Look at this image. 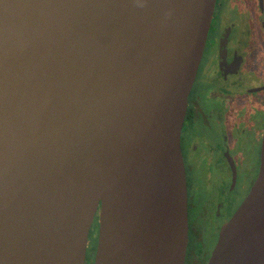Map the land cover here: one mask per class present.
Masks as SVG:
<instances>
[{
	"label": "water",
	"instance_id": "1",
	"mask_svg": "<svg viewBox=\"0 0 264 264\" xmlns=\"http://www.w3.org/2000/svg\"><path fill=\"white\" fill-rule=\"evenodd\" d=\"M217 0H0V264H185L181 135ZM208 264H264V140Z\"/></svg>",
	"mask_w": 264,
	"mask_h": 264
},
{
	"label": "flooded vegetation",
	"instance_id": "2",
	"mask_svg": "<svg viewBox=\"0 0 264 264\" xmlns=\"http://www.w3.org/2000/svg\"><path fill=\"white\" fill-rule=\"evenodd\" d=\"M263 140L264 0H217L181 135L189 215L185 264L209 263L223 226L257 179ZM95 251L88 248L86 264Z\"/></svg>",
	"mask_w": 264,
	"mask_h": 264
},
{
	"label": "rangeland",
	"instance_id": "3",
	"mask_svg": "<svg viewBox=\"0 0 264 264\" xmlns=\"http://www.w3.org/2000/svg\"><path fill=\"white\" fill-rule=\"evenodd\" d=\"M251 139H252V134H251ZM251 154L253 156H255V148H254L252 143H251ZM251 176H252V169H251ZM91 231L92 232H94V231L97 232V234H95V236H93V235L90 236L89 244H88L89 251H94V250H96L97 243H98V232H99V217L98 216L96 217V220L94 222V225H93ZM89 259H90V257H89ZM88 264H89V262H88Z\"/></svg>",
	"mask_w": 264,
	"mask_h": 264
}]
</instances>
